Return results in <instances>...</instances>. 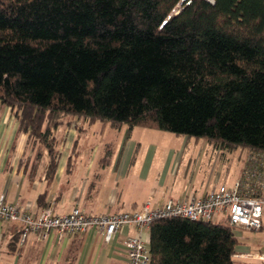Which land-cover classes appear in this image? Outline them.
Here are the masks:
<instances>
[{
	"label": "trees",
	"instance_id": "obj_1",
	"mask_svg": "<svg viewBox=\"0 0 264 264\" xmlns=\"http://www.w3.org/2000/svg\"><path fill=\"white\" fill-rule=\"evenodd\" d=\"M0 105L47 180L67 117L264 153V0H0ZM148 244L151 264H235L240 246L227 224L181 218L153 221Z\"/></svg>",
	"mask_w": 264,
	"mask_h": 264
},
{
	"label": "rangeland",
	"instance_id": "obj_2",
	"mask_svg": "<svg viewBox=\"0 0 264 264\" xmlns=\"http://www.w3.org/2000/svg\"><path fill=\"white\" fill-rule=\"evenodd\" d=\"M64 122L70 124L55 132L58 150L62 152L60 164L71 158L69 172L63 164V176L70 190L80 184H96L99 193L104 194L98 205L106 215L115 211L111 206L105 207L106 198L112 193L121 195V213L140 211L146 202L156 208L168 199L200 198L221 185L231 188L245 170L248 151L243 148L225 152L204 139L155 129L135 127L129 131L123 125L116 130L108 124H89L74 117H67ZM42 151L43 170L48 156ZM132 201L138 205L135 210L131 208ZM82 206L69 197L58 203L55 211L68 214ZM261 221L260 231L234 230L240 243L239 255L248 256L235 258V264H264L254 257L264 256V211ZM213 222L227 224L222 215Z\"/></svg>",
	"mask_w": 264,
	"mask_h": 264
},
{
	"label": "crops",
	"instance_id": "obj_3",
	"mask_svg": "<svg viewBox=\"0 0 264 264\" xmlns=\"http://www.w3.org/2000/svg\"><path fill=\"white\" fill-rule=\"evenodd\" d=\"M40 151L44 155L39 146L29 141L28 134L19 130L14 112L0 105V197L3 196L7 204L31 215L46 208H51L56 215H65L56 212L55 208L64 198L70 197L72 202L83 204L81 210L86 214L106 215L98 205L104 194L99 193L101 191L96 184H80L69 189L67 178L63 176L65 161L61 164L59 161L54 178L47 180L48 161L42 170L41 158L37 160ZM41 195L44 198L38 204ZM121 201V195L112 193L107 196L105 207H113L114 213L121 212ZM137 207V203L132 201L131 208L135 210ZM18 228L16 224L0 221V264H126L123 241L127 236L137 234L133 227H124L107 244L95 230L74 236L64 235L61 240L55 231H51L44 239L30 234L24 243L9 251L8 244ZM143 234L148 240V230Z\"/></svg>",
	"mask_w": 264,
	"mask_h": 264
},
{
	"label": "built area",
	"instance_id": "obj_4",
	"mask_svg": "<svg viewBox=\"0 0 264 264\" xmlns=\"http://www.w3.org/2000/svg\"><path fill=\"white\" fill-rule=\"evenodd\" d=\"M264 211V153L248 152L241 179L231 188L221 185L205 196L185 200L168 199L163 205L151 208L145 203L140 211L118 212L110 215H88L75 208L65 215H56L51 208L36 215L20 211L0 197V221L16 224L21 230L20 243L30 234L44 239L51 231L61 240L64 235H77L95 230L105 243H110L124 227H133L137 234L123 241L126 264H151L148 240L143 232L158 219L181 218L190 221L213 222L222 215L227 225L236 229L260 231ZM247 258L246 255H235ZM264 261V256H254Z\"/></svg>",
	"mask_w": 264,
	"mask_h": 264
}]
</instances>
